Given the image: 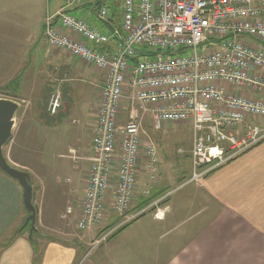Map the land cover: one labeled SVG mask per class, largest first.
I'll list each match as a JSON object with an SVG mask.
<instances>
[{
  "label": "built area",
  "instance_id": "2783aa9c",
  "mask_svg": "<svg viewBox=\"0 0 264 264\" xmlns=\"http://www.w3.org/2000/svg\"><path fill=\"white\" fill-rule=\"evenodd\" d=\"M83 2L65 0L56 13L48 12L44 30L50 47L105 73L80 229L103 223L109 208L125 224L160 201L131 211L139 167L150 181L159 176L148 117L155 129L166 122L191 125L189 181L264 141V126L249 121L264 118V47L244 38L264 41V0H120L117 22L109 0H99L98 18L110 24L106 31L69 12ZM62 103L60 92L53 93L51 113ZM239 126L243 131L236 133Z\"/></svg>",
  "mask_w": 264,
  "mask_h": 264
},
{
  "label": "crops",
  "instance_id": "0c3cea01",
  "mask_svg": "<svg viewBox=\"0 0 264 264\" xmlns=\"http://www.w3.org/2000/svg\"><path fill=\"white\" fill-rule=\"evenodd\" d=\"M0 3L3 5L2 2ZM16 3V0H10L9 5L2 10H8L11 6L18 7ZM97 4L98 0H84L82 4L71 8L70 13L76 16H87L91 20L93 19L94 26H101V30L106 31L110 24L99 20ZM63 6L64 3L53 11L48 10V12L54 14ZM109 6L112 20L117 22L119 16H113V14L114 8L120 12V0H110ZM22 9L21 15L17 12L16 15L9 18L4 17L13 23L9 24L7 29L21 25L25 28H22L23 31L31 33L34 27L39 31L42 28L40 39L43 43L37 42V45L29 48L33 52L28 51L30 53L29 61L36 59L40 65L55 61L61 70L55 72L58 76L65 70V72L76 75L81 69L82 72L78 76L83 78L81 77L84 76L83 69L85 67L81 65H85L83 61L79 58L78 61L62 49L48 47L44 41L43 21L46 14L39 11L38 1L25 0L24 4L22 2ZM2 18L0 17L1 20ZM21 18L23 20L20 24ZM252 43L258 47H264V41L255 40ZM45 46L46 49H44ZM86 67L90 66L86 65ZM41 71L43 70L41 69ZM41 71L37 75L38 73L36 74V71L32 70L27 78H22L25 81L24 86L26 85V89H28L26 90L28 91L27 95L25 92L23 96L29 97V99L44 97L45 100L30 106L31 100L26 99L29 105H24V113L20 120V136L13 140L9 150L16 168L23 169V171L29 170L39 179L33 177L32 181L34 203L37 208V230L31 234L30 226L29 229L27 226L21 229L28 216L24 205V190L16 179L0 170V243L10 232H17L15 236L13 235L11 242L0 251V264H35L37 251L43 255L39 264H264V141L213 170L202 180L195 181L196 188L193 190L196 192L194 191L188 200L175 201L174 203H179L175 208L167 205L168 199H170L171 193L181 186L170 191L171 180L152 184L153 182L149 180L143 165L139 167V180L133 205L136 203L137 206L141 205V201L146 198L145 191L150 189L151 193L148 198L156 195V199L149 204L139 206V208H144L152 204L153 201L160 200L157 205L154 204L148 209V211L152 210L150 211L153 215L151 221L166 226L172 224L188 208L189 200L192 202L199 200L203 204L202 215L209 210L212 211L211 215L201 216L176 235L172 232L171 227L168 228L164 234L176 237H173L169 242L164 241L167 235L165 237L158 235L157 230L150 224L125 236L123 235L126 232L119 233L99 245L95 243V233H76L77 229L80 230L78 222L91 164L92 138L97 122L105 73L96 69V75L88 76V80L92 81L91 84L94 87L93 107L91 106V113L89 116L87 115L86 131L75 135V143L69 150L74 160V164L69 165V173L66 174L67 172L62 169L51 167L48 160L44 159L45 173L40 174L36 173L35 169L32 170L31 166L25 163L27 159L16 151L29 150L34 140L30 134H33L32 129L37 122L35 121L36 117L33 118L28 113H45L46 100L54 91L53 85L37 80L39 77L46 80V75ZM76 77H71V81L77 79ZM71 81L59 82L58 89L55 88L57 93L62 91L65 96L66 91L71 88ZM36 82L43 86L37 87L34 85ZM227 87L230 88L229 91L236 94L254 96L249 91L240 90L234 86ZM256 98L260 97L256 96ZM63 101V108L60 110L62 116L55 128L58 129L59 126L60 130L55 136V140H60L64 134L68 135V127H71V125L62 122L64 115L71 107L65 99ZM39 119V124H43V127L50 126L49 122L46 124L40 117ZM255 120L250 119L249 121L254 122ZM242 131L243 126H239L235 130L236 133ZM30 161L35 160L31 158ZM83 164L86 168H83ZM191 174L190 172L189 177ZM189 177H187V181L191 179H188ZM175 182L178 183V181ZM168 192H170L169 196H167ZM164 200L167 202L162 209L159 205ZM157 212L160 215H156ZM112 215L115 214L109 208L105 221L115 223L116 219ZM195 230L197 232L193 233ZM46 235H58V238L69 241L71 244L58 243L54 238H49ZM122 236L123 238H121ZM41 240L48 243L45 250L40 248ZM89 244H94L96 247L84 252L82 247Z\"/></svg>",
  "mask_w": 264,
  "mask_h": 264
},
{
  "label": "rangeland",
  "instance_id": "374dc122",
  "mask_svg": "<svg viewBox=\"0 0 264 264\" xmlns=\"http://www.w3.org/2000/svg\"><path fill=\"white\" fill-rule=\"evenodd\" d=\"M16 1H17L16 5L18 7L11 6V8H9L8 10H2L4 7L9 5L10 0H0V2H2L3 4L1 5L0 3V17H3L2 20L0 19V98L12 99L19 103V108L15 114V125L13 128V136L11 140L4 147L5 155L7 157L8 162L15 167L16 164L15 162H13L14 160L13 158H11L10 155L11 153L9 152V150L11 149V143L13 142V140L16 139L17 136H20V130H21L20 120H21V116L24 113L23 112L25 109L24 105H29V102L27 100H31L30 106H33V103L35 105V104H39L40 101L45 100L44 97L42 98L34 97L33 99L32 98L29 99V97L23 96L25 92L27 95L28 91L26 90L28 89H26V85L24 86L25 81H23L22 78H27L28 74L32 70L33 72L36 71V74L38 73L37 75H39V71H41L42 69L43 71L41 72L46 75V80L43 77H39L37 78V80H41V83L46 82L48 85H53L52 87V89H54V91L52 92L53 94L56 91V89H58L57 86L59 85V82L65 81L67 83L68 81L72 80L71 77L74 78L82 72V70L80 69L79 72L75 75L74 73L70 74L68 72H65L66 71L65 70L62 71L61 74H59L60 76H58L57 74H55V72H59L61 70H60V66L56 64L55 61L51 63L48 62L45 65H40V62H38V60L36 62V59L29 61V57H30L29 52L31 51V53H33L32 50H30L29 48L34 45H37L36 44L37 42L41 44L43 43L40 39L42 28L40 31L36 27L32 28L31 30L32 34L30 32L27 33L26 31H23V29L25 28L22 27L21 25L20 27H14V28L11 27L9 29L6 28L7 26H10L9 24H13V23L9 20H6L5 17L9 18L10 16L16 15L17 12L19 13V15H21L23 11L22 2L24 4L25 0H16ZM37 1H38L39 11L43 12L44 15L48 13V10L53 11L55 8L59 7L62 3L65 4V0H37ZM117 14L118 12L116 11V13L113 14V16H117ZM89 19L91 20V18ZM22 20L23 18H21L20 24L22 23ZM43 22H44L43 38L46 44L48 45V42L44 35V30L46 29V24H45L46 18H44ZM98 27L101 29V26ZM19 29L20 31H18ZM35 30H37V32L34 33ZM244 38L249 43L255 41L251 36L249 37L245 36ZM44 49H46V46L44 47ZM73 58L78 60L77 57H73ZM84 64L85 65L81 64L82 67H85L83 69L84 76H81L83 78H80L78 76L76 77L77 79L71 81L70 82L71 88L69 89V91L68 90L66 91L65 96L63 95L62 91L60 92L63 100L65 99L68 102V104L71 106L70 110L66 112L62 120V122L71 125V127H68L69 129L68 135L64 134L63 136H61L62 138L60 140L57 139L55 140V136L60 130L59 126L58 129L55 128H57L58 120H60L61 118L60 116H62V114L60 115V110H62L63 105L60 108V110H58V112L54 114L51 113L49 106H50V100L52 94L46 100L45 113L42 114L37 112L28 113V115H32L33 118L36 117L35 121L37 123H35V126L32 129L33 134H30L31 136H33L34 140L32 141V145L30 146L29 150H23V151L17 150L16 152L19 153V155L24 156L25 159H27V161L25 160L26 161L25 163L30 165L32 170L35 169L36 173L37 172H39L40 174L45 173L44 159L48 160V164L51 165V167L62 169V171L67 172L66 174L69 173V165L74 164L72 153L69 150L71 146H73V144L75 143V135L77 134L80 135L79 133H84L87 129L86 126L88 124L87 115L89 116V113H91V106L94 97L93 95L94 87L91 84L92 81L88 80V76L92 77L93 75H96L95 73L96 69L93 66L86 67V65L88 64L86 63ZM34 85H36L37 87L43 86V84L38 85V82H36ZM63 100L62 102H64ZM39 117L46 124L47 122H49L50 126L45 128L43 127V124H39V120H40ZM255 121H254L255 123L264 126V118L258 117L256 118ZM145 129L148 132V135L156 143L160 158L159 176L157 179H155V181L151 180L153 182L152 184H155L156 182H160V181L164 182L165 180L169 182V180H171L172 182L171 181L170 182L172 186H170L169 188L170 191L175 189L177 186L178 187L181 186L180 188L177 187L178 189L174 190L171 193L170 199H168L169 203H167V205L169 207L175 208L176 206L179 205V203H174V202L188 200V198H190L193 192L195 191L193 190V188H196V183L194 182L200 181L204 178L203 177L199 180L186 182L187 181L186 179L187 177H189V174L191 172L190 151L192 150V146H193L192 127L190 124H186L182 122H166L161 129H155L152 127L151 120L148 117V119L145 122ZM13 149L15 150L14 147ZM42 154H44L45 156L43 157ZM31 158H33L35 161H30ZM83 168H86L84 164H83ZM25 171H27L30 174L31 181H33V177L37 178L34 175V173L30 172L29 170H25ZM190 178L191 176L188 179ZM175 181H178V183ZM150 193L148 195H145V197L147 198L150 195ZM169 195L170 192L167 193V196ZM166 202L167 201L164 200L162 204H160L159 206L162 207L163 209L166 205ZM188 202H189L188 208L185 209L178 216V219L176 221H174L170 225L168 224L167 226L163 224L160 225L157 222L151 221L153 215L150 213V211L152 210L149 211L147 210L146 213L142 214L141 216L139 215L133 218L131 221L125 224H123L122 222L123 218H120L118 215H117L118 218L116 215H112L113 218L117 220L115 223H108L104 221L100 225L92 226V228L90 229H86V230L77 229L76 233L78 234L89 233V232L95 233L96 245H99L101 241L104 242L109 238L112 239L119 233L126 232L123 235L125 236L126 234L132 231L139 230L141 229L140 227L143 228L145 225L148 224H150L153 228H155V230H157L158 235H162L163 237L167 235L164 233L168 230V228L170 229V227L172 228V232H174V234L176 235L182 232L183 230H185L186 228H188L192 222L198 220L199 218H201V216L206 217L212 214L211 210L207 211L204 215L201 214L203 204L199 200H194V202L189 200ZM33 203H34V198H33ZM136 204L133 205V208L131 210L132 212L138 210L139 206H137ZM25 224L26 221L23 223L24 227ZM126 224L128 225L126 226ZM29 226L30 225H27V229H29L28 228ZM24 227H21V229ZM195 232H197V230H195L193 233ZM16 233L17 232L15 231L10 232V234L0 243V251L2 250V248H5L9 242H11L12 238L16 235ZM105 234H108V238H106L105 240H100ZM46 236L49 238H54L58 243L62 242L64 244H71V242L69 241H65L63 239L58 238V235L57 236L46 235ZM123 236L121 238H123ZM173 237L176 238L174 235H169V236L167 235L164 238V241L169 242L171 239H173ZM36 240L37 239L35 238V241ZM39 243L41 250H45V248L48 245L47 241L41 240ZM94 244H89L86 247L84 246L82 247V250L86 252L90 248L96 247ZM42 259H43V255L42 254L40 255V252L37 251V255L35 256V260H34L35 264H39Z\"/></svg>",
  "mask_w": 264,
  "mask_h": 264
},
{
  "label": "water",
  "instance_id": "95a60500",
  "mask_svg": "<svg viewBox=\"0 0 264 264\" xmlns=\"http://www.w3.org/2000/svg\"><path fill=\"white\" fill-rule=\"evenodd\" d=\"M19 108V103L8 98H0V170L16 179L22 186L24 192V205L28 211L26 224L30 225L31 234L37 230V211L33 203L34 188L30 174L26 171L12 166L5 155L4 147L13 136L15 125V114Z\"/></svg>",
  "mask_w": 264,
  "mask_h": 264
},
{
  "label": "trees",
  "instance_id": "16d2710c",
  "mask_svg": "<svg viewBox=\"0 0 264 264\" xmlns=\"http://www.w3.org/2000/svg\"><path fill=\"white\" fill-rule=\"evenodd\" d=\"M109 2H110V0H109ZM97 6H98L97 9H99V0H98V4H97ZM109 8H110V6H109ZM116 11L118 12L117 15H119L120 12L118 11V9H117V8H114V14L116 13ZM46 15H47V14H46ZM118 18H119V17H118ZM142 55H144V52L142 53ZM152 55H153V54H152ZM135 60H136V59H132V62H135ZM156 197H157L156 195H153V196H151V197H149V198H148V197H147V198H144V200L141 201V205H145V204H147V203L149 204L152 200L156 199ZM139 206H140V204H139ZM36 211H37V208H36ZM144 213H146V211H145ZM144 213H142V214H144ZM28 214H29V213H28ZM142 214H141V215H142ZM141 215H140V216H141ZM133 221H134V220H133ZM115 222H116V220H115ZM127 225H128V224H126V226H127ZM23 227H24V226H23ZM124 227H125V226H124ZM124 227H123V228H124ZM123 228H122V229H123ZM6 245H7V244H6Z\"/></svg>",
  "mask_w": 264,
  "mask_h": 264
}]
</instances>
